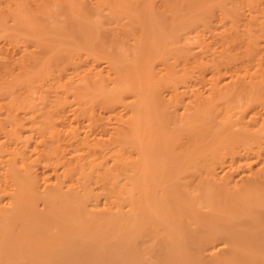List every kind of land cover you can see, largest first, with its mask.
<instances>
[{
	"label": "bare ground",
	"instance_id": "1",
	"mask_svg": "<svg viewBox=\"0 0 264 264\" xmlns=\"http://www.w3.org/2000/svg\"><path fill=\"white\" fill-rule=\"evenodd\" d=\"M27 1L0 0V264H55L78 235L121 224L134 226L128 245L156 241L158 264L188 250L264 264V0ZM49 1L97 21L98 45L70 14L64 30L79 45L66 57L51 44L57 29L37 31L29 16ZM133 3L149 21L134 8L137 21L109 32ZM199 9L182 39L166 18ZM175 41L185 50L168 57Z\"/></svg>",
	"mask_w": 264,
	"mask_h": 264
},
{
	"label": "rangeland",
	"instance_id": "2",
	"mask_svg": "<svg viewBox=\"0 0 264 264\" xmlns=\"http://www.w3.org/2000/svg\"><path fill=\"white\" fill-rule=\"evenodd\" d=\"M32 2H30V0L29 1H27V3H28V5H30V6H32L33 7V5H34V3L36 2V3H38V0H31ZM55 0H53L52 2L54 3V5H55V2H54ZM72 1H75V3H73V5L75 4V6H76V4H78V7L81 5V3H82V6H83V2H81L82 0H72ZM134 1V0H133ZM184 1H186V0H184ZM192 1V0H191ZM42 1L40 0L39 1V3H41ZM66 2H67V5H68V2L70 3V1H68V0H64V3L66 4ZM80 4H79V3ZM160 2V1H159ZM228 2V1H227ZM35 3V5H37ZM38 3V4H39ZM48 3V2H47ZM53 3H51L50 1H49V6H51V7H49V8H47L46 9V11H44V12H41V14L40 15H38V17L37 16H32V14H33V12H31V14L29 13V16H31V21H32V19H33V21L34 22H38V24H37V27L36 28H38V29H40V30H38L37 29V31H43V29L44 28H46V30H47V27L48 28H52V29H48L49 31L50 30H55L56 31V29H57V32H59L60 34H59V37L58 36H56V37H54V39L56 40L55 42V44H54V42L53 43H51L50 41V43L51 44H53V45H58L57 47H58V50L59 51H61L63 54L65 53V51H70L71 49H73L75 46H73V45H79V43H77V44H74V42L73 41H71V39H68V38H70V37H68L67 38V34L68 33H70V32H68V30H67V32L68 33H65V31L66 30H64L65 28L64 27H66L65 26V24L64 23H66V22H64L66 19H68L69 18V16L71 15L72 17L74 16V15H72L71 14V12L69 13V12H67V13H69V14H67L68 15V18H66V16L65 15H60V13L62 12V13H65L66 11H64V10H61V11H57V8H55V6L53 5ZM185 3H189V0H187V2H185ZM32 4V5H31ZM47 4V5H48ZM230 3L228 2V3H226L225 5H226V7L228 8V9H230V7H231V4L229 5ZM35 5H34V7H35ZM73 5H70V6H73ZM75 6H73V7H75ZM129 6V5H128ZM127 6V7H128ZM131 6V7H130ZM128 8V11H129V13H125L124 15H121V17H122V19H121V17L119 18V17H117V14L115 15L116 16V18H115V16L114 15H112V16H114V18L117 20H115V21H113L114 19H113V17H110L111 18V21H113L112 23H111V25H107L106 27L108 28V30H110L109 32H111V27H112V32H113V30L115 31H117V30H121L122 28L124 29V27L123 26H125V27H127L126 26V24H128V21H130V19H131V17L132 18H134V20H136V15L135 14H133V13H135V12H137V7L138 6H136L135 5V3H133V5H130ZM78 7H76V8H78ZM134 8H136V9H134ZM49 9V10H48ZM131 9H134L135 10V12H133V10L131 11ZM201 10H203V7H201L200 8ZM200 9H199V12L198 13H200V14H198L197 13V17H195L196 15H194L195 13H196V11H195V9H193L194 11H193V13L191 14V13H189L188 11H185V10H181L180 12H178V13H176V12H174V11H172L173 13L170 15V17H167L166 19H170L171 20V17H173L174 18V20H175V22H174V20H173V25H175L176 26V30L177 31H179V29H180V32H181V30L182 29H186V28H190L191 26V28H193V26H198L199 24V22L203 19L202 17H203V15H201V13L204 11H200ZM205 9V8H204ZM77 10V9H76ZM197 10H198V8H197ZM143 10L141 9V10H139V8H138V12H137V15H138V13L139 14H141L140 12H142ZM60 12V13H59ZM189 13V14H185V13ZM72 13L73 14H75V18L77 19V21H76V19L73 17V19H74V21L75 22H77L78 24H79V29L81 30V32L82 33H84V35L85 36H87L86 38H87V42H81L82 44H83V46H84V44L85 43H87V45H90L91 43L93 44V43H97V45H98V42L100 41V37H99V30L100 29H98L97 27L95 28V25H94V22H97V21H94L93 23H88L89 21H87V20H85L84 19V17L83 16H81V15H79V14H77V13H75V11L74 10H72ZM131 13V14H130ZM165 13H167L166 15H168L169 16V14L168 13H171V12H169V10H168V12H165ZM176 13V14H175ZM145 13H143L142 14V16L141 15H138V17H140V18H138L137 17V20L139 19V22L141 21L140 19H142V22L143 23H146L147 21H149V19L148 20H146V14H145V18H144V15ZM190 14H191V17H188L187 15H189L190 16ZM203 14V13H202ZM133 15H135V17H133ZM199 15H200V17H199ZM78 16H79V18H78ZM129 16V17H128ZM163 16H165V15H163ZM185 16V17H184ZM34 17H36V18H34ZM82 17V20L80 19ZM126 17H128V18H126ZM143 17V18H142ZM166 17V16H165ZM177 17V18H176ZM180 17H182V19H180ZM184 17V18H183ZM194 17V18H193ZM27 18H28V16H27ZM119 18V19H118ZM124 18V19H123ZM149 18V17H148ZM188 20H187V19ZM79 19L81 20L80 22H79ZM84 19V20H83ZM101 19V18H100ZM143 19H144V21H143ZM166 19H165V21H166ZM185 19V20H184ZM194 19V20H193ZM197 19L199 20V19H201L200 21H197ZM213 19V18H212ZM211 19V20H212ZM108 20V19H107ZM127 22H126V21ZM136 20V21H137ZM169 20V21H170ZM210 20V21H211ZM120 21V22H119ZM136 21H135V23H136ZM168 20H167V22H169ZM181 21V22H180ZM209 21V20H208ZM217 21V19L216 18H214L213 19V24H216L217 25V23L218 22H216ZM115 22V23H114ZM88 23V24H87ZM120 23V24H119ZM125 25H124V24ZM138 23V22H137ZM176 23V24H175ZM8 24H10V22L8 23ZM93 24V25H92ZM123 24V25H122ZM139 24H141V23H139ZM180 24V25H179ZM183 26H182V25ZM187 24V25H186ZM192 24V25H191ZM34 26H36V24H33ZM39 25H40V27H39ZM77 25V24H76ZM62 26H63V28H62ZM82 26V27H81ZM108 26H110V27H108ZM115 26V27H114ZM119 26V27H118ZM120 26L122 27L121 29H120ZM186 26H188V27H186ZM184 27H186V28H184ZM63 29V30H61V32L63 31V33H61L60 31H58L59 29ZM95 28V29H94ZM107 28H106V30H107ZM110 28V29H109ZM93 29V30H92ZM128 29V27L125 29V30H127ZM130 29V28H129ZM188 29H186V30H188ZM47 30V31H48ZM107 30V31H108ZM185 30V31H186ZM44 31H45V29H44ZM54 31V32H55ZM98 31V32H97ZM185 31H184V34H185ZM64 33H65V35H64ZM94 33V34H93ZM182 33V32H181ZM184 34L182 33V35H181V37H182V39L185 37L184 36ZM60 35H64V36H60ZM96 35V37H94ZM94 37V38H91V37ZM184 36V37H183ZM46 37L49 39L51 36H47L46 35ZM66 37V38H65ZM99 37V38H98ZM89 38H91V39H89ZM50 39H52V37L50 38ZM59 39V40H58ZM63 39H64V41H63ZM96 39V40H95ZM98 39V40H97ZM180 39V38H179ZM4 40V39H3ZM62 40V42H60ZM47 41V43L48 44H50L49 42H48V40H46ZM60 43H59V42ZM70 41H71V43L73 42V47L71 46V45H69V44H71L70 43ZM94 41H96V42H94ZM98 41V42H97ZM66 42H67V44H66ZM69 42V43H68ZM132 42V41H131ZM131 42H129V43H131ZM179 41H175V43L173 42V46H172V44H170L169 46H167L166 48L168 49V51H166L165 53H169L167 56L168 57H171V56H173V53L172 52H174V53H178V54H180V53H182L183 52V50H185V49H182L183 47L181 46V45H179ZM23 44V43H22ZM21 43L19 44L20 45V50H21V48L23 49V47H24V45H25V43L22 45ZM82 44H81V46H82ZM191 44H193V43H191ZM194 45V44H193ZM85 46H86V44H85ZM61 47V48H60ZM71 47V48H70ZM87 47V46H86ZM126 48H131V47H127V46H125ZM169 47L171 48V50L169 49ZM65 48V49H64ZM69 49V50H67V49ZM165 48V49H166ZM64 50V52L62 51V50ZM132 49V48H131ZM181 49V50H180ZM180 50V51H179ZM182 51V52H181ZM171 52V53H170ZM180 52V53H179ZM74 53V52H73ZM50 54V53H49ZM48 54V55H49ZM67 53H65L64 55L67 57V55H66ZM171 55V56H170ZM65 56H63V58L65 57ZM77 56H78V58H77ZM49 57H53V54H50L49 55ZM86 54L85 53H83L82 52V55L81 56H79V55H77V54H75L74 55V58H73V61L74 62H76V63H79L78 64V66H80L81 68H79V69H84V67L86 68L87 66H86V62H87V64H89L88 62H89V60H87L86 58ZM75 59H76V61H75ZM53 60H54V58H53ZM63 60H65L66 61V58H64ZM62 59L61 60H58L57 62L59 63V64H57L59 67L62 65V64H64L65 62L63 61ZM78 60V61H77ZM84 60V61H83ZM62 63H61V62ZM54 62H56L55 60H54ZM81 62V63H80ZM56 65V66H57ZM82 65V66H81ZM55 66V65H54ZM64 68H63V67ZM61 67H60V69L61 68H63V69H65V64L64 65H62ZM39 67H42V66H39ZM83 67V68H82ZM55 68V67H54ZM57 69H58V67H57ZM70 70V71H69ZM69 70H64L65 71V73H66V75L65 76H67V75H70L71 74V69H69ZM68 72V73H67ZM168 114H170V113H168ZM168 114H166V115H164L163 117L165 118L164 120H165V123L168 125V128L170 129V132H172L173 131V126H174V123H173V115L172 114H170V115H168ZM177 123H181L180 121L178 122V121H176ZM178 124V125H179ZM182 124V123H181ZM173 125V126H172ZM180 126V125H179ZM26 134H28V133H26ZM171 138H173V137H171ZM173 140V139H172ZM172 140H171V142H172ZM183 181V180H182ZM36 209L39 211L38 213H45L47 210H46V208H44V204H42L41 202H39V205H37V206H35V211H36ZM42 210H44V211H42ZM37 212V211H36ZM101 215H104V214H101ZM106 215V214H105ZM107 216V215H106ZM102 218H104V217H102ZM140 223H137L136 224V226L138 227V225H139ZM153 225V224H152ZM122 226V227H121ZM148 226H150V224L148 225ZM118 227V228H117ZM117 227H113V228H111V226L109 227L110 229H106V228H104V226H99L97 229H96V231H95V229L93 230V232H94V234L92 233V230H91V232L89 231V230H87V231H85L84 233L86 234H84L83 235V237H82V234H81V236L80 235H78V237H79V239L81 240V245H80V240L79 239H77V237L76 238H74V240L76 241V243H75V241L73 240V243L74 244H72L71 246H72V250L70 251V248H69V250H66V249H68V248H66V249H63L62 250V252H61V255H60V258L59 259H57V261H56V258L54 259L55 260V264H84V263H86V264H108L106 261H108L109 262V264H112L113 262V264H158V261H156V259H155V257H154V254L151 252L153 249H154V243L156 242V241H146V242H144V243H142V242H140V243H137V245L135 244V245H128V243H127V241L129 240V239H127V237L129 238L130 237V233H128L129 231H131L132 230V228L134 227H130L131 228V230H130V228L129 227H127L126 229H125V224H121V225H119V226H117ZM147 227V226H146ZM152 227V226H151ZM161 227H163V229H161ZM161 227L160 226H158V228H160V229H154L153 227V229L156 231V234H157V236L158 237H160V238H164L165 236H167V234L169 233L168 231H166L167 230V227L166 226H162L161 225ZM164 227H166V228H164ZM100 228V230H98ZM104 228V229H103ZM116 228V229H115ZM120 228V229H119ZM122 228V229H121ZM139 228V227H138ZM157 228V227H156ZM101 229H102V231H101ZM128 229V230H127ZM105 230V231H104ZM117 230V231H116ZM127 230V231H126ZM51 231H56V229H53V228H51ZM89 231V232H88ZM97 231H100V232H98V234L97 233H95V232H97ZM103 231H104V233H103ZM116 231V232H115ZM135 231H137V230H135ZM89 233V235L87 234V233ZM123 232H125V233H123ZM91 233H92V235H91ZM102 233H103V235H102ZM120 233V234H119ZM171 233L173 234V231H171ZM96 234V235H95ZM106 234V235H105ZM153 234H155V233H153ZM98 235H101V236H99L98 238L96 237V236H98ZM86 236V237H85ZM87 236H88V238H87ZM90 236H91V238H90ZM93 236L96 238V239H94L93 240ZM123 236V237H122ZM85 237V238H84ZM82 238V239H81ZM83 238H84V240H87V241H83ZM109 238V239H108ZM114 238V239H113ZM89 239V240H88ZM99 240V241H98ZM79 241V242H78ZM45 242V241H44ZM78 242V243H77ZM93 242V243H92ZM189 245H191V242L190 243H188ZM81 246V247H80ZM110 246V247H109ZM192 247H193V244L191 245ZM190 246V247H191ZM77 247V248H76ZM156 247V246H155ZM158 247V246H157ZM187 247H188V245H187ZM191 247V248H192ZM189 248V247H188ZM187 248V249H188ZM191 248H189V249H191ZM149 249V250H148ZM65 250V251H64ZM79 250V251H78ZM104 250V252L102 253V251ZM68 251V252H67ZM73 251V252H72ZM150 253H149V252ZM63 252H65V255H66V257L64 258V254H63ZM71 252V253H70ZM78 253V254H75V253ZM85 252V253H84ZM74 253V254H73ZM97 253V254H96ZM149 253V254H148ZM185 253V254H184ZM182 255H180V254H177L176 256H177V259L179 258V260L180 261H178V264H197L196 263V261H198V264H215L213 261H212V259H210V258H208V254L206 255L207 256V258H208V260L210 259L211 261H212V263H210L211 261H209L208 263H206L207 262V259H205L206 258V256H201V257H199V258H197L196 256H198V255H195V253L194 252H192V251H190V250H188L187 252H184ZM90 254V255H89ZM95 254V255H94ZM99 254V255H98ZM103 254V255H102ZM128 254V255H127ZM204 254V253H203ZM100 257H98V256ZM101 255V256H100ZM105 255V256H104ZM109 255V256H108ZM193 255V256H192ZM205 255V254H204ZM225 255V254H224ZM227 255V254H226ZM69 256V257H68ZM80 256V257H79ZM84 256V257H83ZM108 256V257H107ZM189 256V257H188ZM228 256V255H227ZM63 257V258H62ZM107 257V258H106ZM97 258V260L99 261V259H100V261L98 262L97 260H96V262H95V259ZM183 258V259H182ZM192 258V259H191ZM74 259V260H73ZM92 259H94V260H92ZM62 260V261H61ZM191 260V261H190ZM201 260V261H200ZM59 261V262H58ZM91 261V262H90ZM92 261H94V262H92ZM152 261V262H151ZM156 261V262H155ZM183 261H185V262H183ZM188 263H187V262ZM194 261V262H193ZM205 261V262H204ZM89 262V263H88ZM104 262V263H103ZM181 262V263H180Z\"/></svg>",
	"mask_w": 264,
	"mask_h": 264
}]
</instances>
